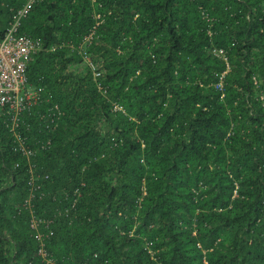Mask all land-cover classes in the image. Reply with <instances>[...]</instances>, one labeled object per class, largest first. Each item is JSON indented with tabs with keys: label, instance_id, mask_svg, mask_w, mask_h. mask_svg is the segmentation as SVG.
<instances>
[{
	"label": "trees",
	"instance_id": "obj_1",
	"mask_svg": "<svg viewBox=\"0 0 264 264\" xmlns=\"http://www.w3.org/2000/svg\"><path fill=\"white\" fill-rule=\"evenodd\" d=\"M16 33L0 264H264V0H34Z\"/></svg>",
	"mask_w": 264,
	"mask_h": 264
},
{
	"label": "built area",
	"instance_id": "obj_2",
	"mask_svg": "<svg viewBox=\"0 0 264 264\" xmlns=\"http://www.w3.org/2000/svg\"><path fill=\"white\" fill-rule=\"evenodd\" d=\"M33 1L25 0L16 9L12 20L7 22L0 35V114L8 116L11 130H14L20 120L19 113L39 101L40 88L27 87L24 73L29 54L35 49L37 42L23 33H16L19 19L25 16ZM215 53L223 55V50L216 49ZM220 81L219 79V84ZM20 148L25 150L21 144ZM28 201L29 199H26V202ZM24 206H28V203ZM39 222H44L45 226L48 223V221L39 219L30 213L29 226L34 229L32 236L38 243L37 253L41 257H45L47 252L43 246V233L37 230Z\"/></svg>",
	"mask_w": 264,
	"mask_h": 264
}]
</instances>
